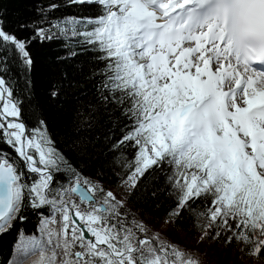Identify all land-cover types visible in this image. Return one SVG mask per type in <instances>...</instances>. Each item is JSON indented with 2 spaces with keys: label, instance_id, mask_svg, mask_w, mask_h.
<instances>
[{
  "label": "snow or ice",
  "instance_id": "6c2138e0",
  "mask_svg": "<svg viewBox=\"0 0 264 264\" xmlns=\"http://www.w3.org/2000/svg\"><path fill=\"white\" fill-rule=\"evenodd\" d=\"M3 3L0 236L37 224L0 264L264 258V0H64L62 18L47 0L15 23ZM53 40L87 57L49 85L71 103L59 134L31 80V46ZM161 195L159 226L132 207ZM186 215L194 244L172 231Z\"/></svg>",
  "mask_w": 264,
  "mask_h": 264
},
{
  "label": "trees",
  "instance_id": "16d2710c",
  "mask_svg": "<svg viewBox=\"0 0 264 264\" xmlns=\"http://www.w3.org/2000/svg\"><path fill=\"white\" fill-rule=\"evenodd\" d=\"M61 3V8L58 9L54 15L55 17H65L77 14L78 9L72 6H64V0H58ZM47 3V0H4L3 6L8 11V19L10 22L17 21H31L37 18L35 7L38 4ZM25 35V33H19ZM31 53L33 56L34 64L31 72V80L33 82L36 98L45 104L49 118L52 125V130L55 133H61L66 123L69 121L71 113V103L59 105L55 102H49L47 93L49 85L58 80L61 74L65 71H72L73 65L80 63L87 59L85 56H79L76 59H60L68 55V50L63 47V41L53 40L43 44L34 42L31 46ZM109 179H115L109 177ZM149 184V192L151 191V182ZM138 204L132 205L149 223L159 226L164 217V213L170 201L165 196L161 195L158 199L154 200L150 196H138L136 198ZM159 205V206H158ZM28 220L21 225L17 226L11 233L0 236V261H6L11 258L13 252V245L16 240L17 231L23 228L26 232H34L37 224V218L28 214ZM179 233L180 237L185 236V240L189 244L195 243V233L192 231V220L188 215L182 221L180 227L172 230ZM207 248L209 264H240L239 256H247L245 252L241 251L242 247L234 246L229 248L224 244H213ZM251 258V257H250ZM252 258L250 259V261ZM259 264H264V258L255 259Z\"/></svg>",
  "mask_w": 264,
  "mask_h": 264
},
{
  "label": "rangeland",
  "instance_id": "374dc122",
  "mask_svg": "<svg viewBox=\"0 0 264 264\" xmlns=\"http://www.w3.org/2000/svg\"><path fill=\"white\" fill-rule=\"evenodd\" d=\"M200 220H201V222L204 220V217H200ZM181 238L182 239H184L185 238V236L184 235H182L181 236ZM236 246H238V247H243V245H241V244H236ZM250 256L249 255H247V256H245V255H243V256H239V261H240V264H259L255 259H252L251 261H250Z\"/></svg>",
  "mask_w": 264,
  "mask_h": 264
}]
</instances>
